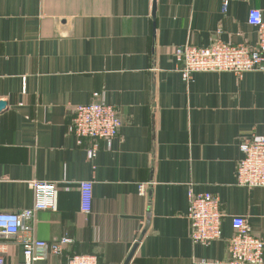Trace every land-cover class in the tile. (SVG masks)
Listing matches in <instances>:
<instances>
[{
  "label": "crops",
  "instance_id": "crops-1",
  "mask_svg": "<svg viewBox=\"0 0 264 264\" xmlns=\"http://www.w3.org/2000/svg\"><path fill=\"white\" fill-rule=\"evenodd\" d=\"M0 0V211L33 204L31 180L58 185L55 210L35 216V235L71 239L33 264H194L228 258L231 219L243 216L264 241V187L237 184L246 138L264 136V71L196 72L186 82L176 46L217 38L258 45L248 23L264 0ZM99 100L122 126L110 141L79 144L67 130L73 109ZM92 184L90 211L79 182ZM147 183L141 196L138 185ZM219 198L223 239L190 238L189 188ZM5 244L6 264L22 261Z\"/></svg>",
  "mask_w": 264,
  "mask_h": 264
},
{
  "label": "built area",
  "instance_id": "built-area-1",
  "mask_svg": "<svg viewBox=\"0 0 264 264\" xmlns=\"http://www.w3.org/2000/svg\"><path fill=\"white\" fill-rule=\"evenodd\" d=\"M248 23L258 34V45L251 49L245 44H231L217 38L208 46L184 44L176 46L174 55L181 64L179 69L183 79L188 82L196 72H231L241 76L249 71H264V9L253 8L248 13ZM74 107L73 116L67 130L76 137L79 144L91 140L85 149L89 159L95 157L98 140L110 141L117 136L122 121L117 108L99 100ZM242 154L238 161L237 184L253 188L264 187V136L252 135L239 144ZM33 204L14 212L0 211V238L13 240L20 246L22 261L18 264H33L49 255H59L71 243L69 238L46 241L35 235V216L40 211L55 210L58 185L50 182L31 180ZM147 183L138 185V193L145 196ZM92 184L79 182L81 209L90 211ZM187 218L190 224V238L194 244L206 246L223 239V213L219 198L209 192H195L191 187L187 192ZM233 234L227 240L228 258L195 260L194 264H264V241L255 236L247 219L234 216L231 219ZM5 244L0 243V264H6ZM67 264H100L93 254L72 256Z\"/></svg>",
  "mask_w": 264,
  "mask_h": 264
},
{
  "label": "water",
  "instance_id": "water-1",
  "mask_svg": "<svg viewBox=\"0 0 264 264\" xmlns=\"http://www.w3.org/2000/svg\"><path fill=\"white\" fill-rule=\"evenodd\" d=\"M155 14V1L153 0V8H152V15L154 16ZM5 107V103L4 102H0V108H4ZM136 245L137 243L134 244V246L132 247L131 251L129 252L128 256L126 257L125 261L123 262V264H128L129 261L131 260L133 254H134V251L136 249Z\"/></svg>",
  "mask_w": 264,
  "mask_h": 264
}]
</instances>
